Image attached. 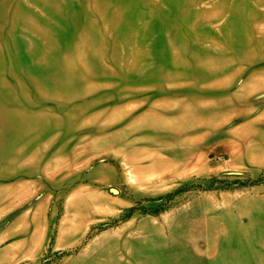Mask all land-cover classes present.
Segmentation results:
<instances>
[{
	"label": "rangeland",
	"instance_id": "374dc122",
	"mask_svg": "<svg viewBox=\"0 0 264 264\" xmlns=\"http://www.w3.org/2000/svg\"><path fill=\"white\" fill-rule=\"evenodd\" d=\"M0 264H264V0H0Z\"/></svg>",
	"mask_w": 264,
	"mask_h": 264
}]
</instances>
